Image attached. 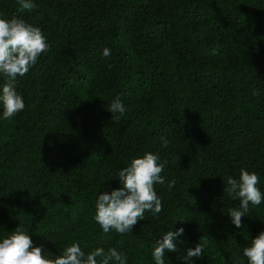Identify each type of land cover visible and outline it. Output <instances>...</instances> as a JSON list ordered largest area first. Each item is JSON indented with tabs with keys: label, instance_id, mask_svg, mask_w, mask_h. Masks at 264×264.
Here are the masks:
<instances>
[{
	"label": "trees",
	"instance_id": "trees-1",
	"mask_svg": "<svg viewBox=\"0 0 264 264\" xmlns=\"http://www.w3.org/2000/svg\"><path fill=\"white\" fill-rule=\"evenodd\" d=\"M33 2L21 13L18 0H0V18L41 28L50 45L17 76L25 109L5 120L0 104V242L21 226L47 258L78 242L155 264V239L183 227L165 264H185L178 257L204 241L191 264H248L264 200L237 228L228 214L240 201L223 179L244 168L264 193V0ZM5 83L0 75V92ZM116 96L127 108L119 121L107 111ZM146 152L168 161L154 186L162 211L104 234L98 195L121 188L118 171Z\"/></svg>",
	"mask_w": 264,
	"mask_h": 264
},
{
	"label": "clouds",
	"instance_id": "clouds-1",
	"mask_svg": "<svg viewBox=\"0 0 264 264\" xmlns=\"http://www.w3.org/2000/svg\"><path fill=\"white\" fill-rule=\"evenodd\" d=\"M18 11H32L36 8L33 0H18ZM50 45L41 28L27 23L24 19L0 18V75L6 81L0 92V104L3 106V118L8 120L25 109L23 97L16 91L17 76H25L33 68L38 58L49 51ZM110 49L103 50L104 57L110 56ZM111 66V65H109ZM259 92L254 91L253 95ZM111 120L119 121L127 108L120 96H116L107 108ZM164 147L169 141L162 138ZM167 160L160 161V156L146 152L140 158H134L130 165L119 170L117 177L122 185L110 193L99 194L95 203L94 220L99 224L104 234L115 230L118 234L133 231L139 220H144L145 211L159 214L162 211V200L158 196L155 185L165 184L161 175ZM226 184L225 193L232 200H239L238 208L229 209L232 223L243 227L242 217L249 211L250 204L259 206L264 200V193L257 187L260 178L257 173L241 168L239 178L228 176L223 179ZM175 179L168 182L169 190L175 185ZM184 228L168 231L152 244V257L155 264H165L166 252H179L177 241L184 233ZM201 241V240H200ZM207 242H199L194 248H187L186 254L179 256L185 264H191L193 258H202ZM243 255L248 264H264V232H260L251 244L243 249ZM127 254L115 247L107 250L97 247L86 253L80 244L72 243L55 259L47 258L42 247L33 246V240L28 232L17 227L0 242V264H127Z\"/></svg>",
	"mask_w": 264,
	"mask_h": 264
}]
</instances>
